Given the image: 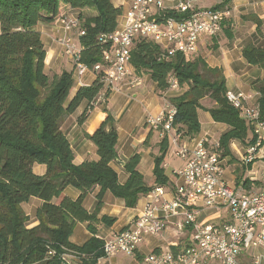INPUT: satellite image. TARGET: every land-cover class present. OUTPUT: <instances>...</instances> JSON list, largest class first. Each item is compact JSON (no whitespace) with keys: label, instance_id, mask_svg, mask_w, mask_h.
Returning <instances> with one entry per match:
<instances>
[{"label":"trees","instance_id":"obj_1","mask_svg":"<svg viewBox=\"0 0 264 264\" xmlns=\"http://www.w3.org/2000/svg\"><path fill=\"white\" fill-rule=\"evenodd\" d=\"M231 1L224 0L213 9L224 8ZM61 5L78 12L84 32L78 38L79 62L90 71L101 62L102 51L109 48L103 37L115 31L122 15V8L115 7L112 0H0V264H97L104 257L97 226H112L115 222L108 216L98 218L104 194L110 192L123 200L126 208H134L141 196L169 182L162 166L167 137L154 158L153 186L146 185L138 171L137 154L123 165L127 181L123 185L118 182L111 166L117 160L118 135L107 111L100 126L86 135L96 146L97 160L73 164L72 149L60 126L62 117L85 102L87 108L78 118L79 123L83 122L96 97L100 93L108 97L110 91L97 75L91 85L80 87L68 101L74 86L73 70L60 74L44 71L46 51L35 27L53 23ZM189 16L190 12L166 10L158 19L183 20ZM242 56L248 64L264 68V47L247 46ZM130 65L147 72L159 91L167 90L171 80L180 88L186 87L181 95L169 100L175 108L173 128L181 137L193 138L200 132L197 111L203 109L201 102L207 98L213 104L205 109L211 119L229 127L219 138L222 157L230 155L232 140L255 144L251 126L225 97V79L220 70L209 68L201 60L189 61L181 53L169 55L144 38L134 41ZM252 87L259 96V117L264 124V79ZM34 163L44 165L46 173L35 175ZM235 184L247 190L250 182L237 179ZM69 186L79 192L76 199L64 195ZM94 187L99 188L97 203L89 212L83 202ZM31 198L41 200L42 205L35 213L38 225L27 228L29 217L21 205ZM77 223L86 224L91 234L81 246L69 241ZM67 256L76 261L71 262ZM137 259L143 261V257Z\"/></svg>","mask_w":264,"mask_h":264},{"label":"crops","instance_id":"obj_2","mask_svg":"<svg viewBox=\"0 0 264 264\" xmlns=\"http://www.w3.org/2000/svg\"><path fill=\"white\" fill-rule=\"evenodd\" d=\"M130 2L131 0H112L115 7L122 8V15L118 18V27L124 22L125 14L130 8ZM217 5L216 0H200L196 4V9H213ZM165 6L168 9L172 8L173 3L166 2ZM226 8L229 15L222 21L220 32L214 37L202 39L197 52L188 57L187 60H201L209 68L220 70L225 79L227 91L245 95L248 97L247 104L256 103L259 96L252 84L264 79V68L248 64L242 56V51L247 46L264 47V0H232ZM84 13L91 14L88 10H85ZM62 14L76 18L78 16V12L67 5L60 6L57 16ZM35 30L40 33L46 51L44 71L47 74H60L63 70L71 71V61L63 53L58 42L65 35L55 21L50 24L39 23ZM70 35L72 33L67 36L70 37ZM130 71L141 78L142 84L139 87L129 89L126 83H122L119 85V91L110 92L108 97L100 93L91 104L86 119L79 123L78 118L87 108V103L83 102L72 114L62 117L61 130L72 149L75 166L86 161H96L98 158L96 146L86 135L93 133L100 126L106 117L104 111H107L113 119L118 135L117 160L112 162L111 166L117 173L118 182L122 185L128 178L123 165L137 154L140 158L137 169L142 174L145 184L153 186L154 158L160 154V144L164 137H167L168 150L162 166L169 182L163 188L164 199L170 200L173 189L181 183V180L173 175V171L181 169L184 164L177 155L179 149L192 148L197 142L206 138L209 141L206 147L211 151H214L215 148L221 155L219 147L216 148L215 146L219 143L220 136L226 133L229 127L211 119L205 109L213 107V104L207 98L201 102L203 109L197 111L200 132L193 138L181 137L175 130L174 134H164L160 130L147 127L145 124L146 117L158 115L167 104L173 106L169 100L181 95L186 87L177 86L176 89L168 88L165 91H159L147 72L136 70L131 65ZM95 79L96 75L88 70L82 77V85L74 83L68 101L80 87L91 85ZM175 134L178 135V138L175 137ZM248 146L241 144L238 140H232L229 143L230 155L221 157L224 165L223 180L236 187H241L235 184L237 179L240 181L249 180L250 185L246 191L255 192L260 188L261 173L264 170V145L258 149V154L251 164H244L242 159ZM232 160L235 161L234 164H230ZM32 171L35 175L42 176L46 173V167L34 163ZM98 192L99 188L94 187L86 196L83 207L87 211L92 212L96 208ZM149 194L150 192L141 196L134 208H126L123 200L115 198L110 192H106L103 196V204L98 213V218L108 216L115 218V222L112 226L98 225L97 237L103 241L139 216L150 200ZM64 195L76 199L79 192L69 186L64 190ZM55 201L53 200V202ZM41 205L42 201L37 198H31L27 203L21 205L22 210L29 217L27 228L38 225L35 213ZM199 219L205 223L219 224L227 220L228 215L224 209L204 208ZM180 221V217L171 218L162 234L157 237L147 236L135 256L118 255L102 258L99 264H145L143 261L139 262L137 258H144L155 250L170 249L173 252L182 250L191 242V230L188 227L178 230L176 224ZM90 237L91 234L88 232L86 224L77 223L69 241L74 245L81 246ZM256 253L260 254L262 251L243 253L239 258L241 264H251V255ZM67 257L70 259V256ZM70 261L74 263L76 260L71 257Z\"/></svg>","mask_w":264,"mask_h":264},{"label":"built area","instance_id":"obj_3","mask_svg":"<svg viewBox=\"0 0 264 264\" xmlns=\"http://www.w3.org/2000/svg\"><path fill=\"white\" fill-rule=\"evenodd\" d=\"M198 1L131 0L123 24L103 37L109 48L102 51L101 62L94 65L92 72L99 75L110 92L119 91L122 83H126L129 89L139 87L141 78L130 71V50L138 38L160 45L169 55L181 53L186 58L193 55L202 39L220 32L222 21L229 15L226 7L197 10ZM216 1L221 5L224 0ZM166 2H172V8H166ZM166 10L190 12L191 16L183 20H159ZM55 23L65 35L58 42L71 61L73 83L82 85V77L89 70L79 62L78 38L84 32L74 16H56ZM72 32L76 33V40L67 36ZM169 88L176 89L177 84L171 80ZM225 97L253 129L255 144L247 147L242 159L244 164H250L264 145V124L260 121L259 105L257 102L247 104L248 97L241 93L227 91ZM174 114L175 108L167 104L158 115H148L145 124L164 134H174ZM208 142L204 138L192 148L179 149L177 155L184 164L181 169L173 171L181 183L173 189L172 198L165 200L164 188L154 187L143 212L103 240V258L135 256L147 236H159L171 218L180 217L176 226L178 230L190 228V244L177 252L170 249L152 251L143 258L145 264H241V255L252 251L262 253L251 255V264H264V170L258 191L248 192L236 187L223 180L222 158L218 152L206 147ZM215 147L218 148V144ZM204 208L224 209L228 219L219 224L202 222L199 218Z\"/></svg>","mask_w":264,"mask_h":264},{"label":"rangeland","instance_id":"obj_4","mask_svg":"<svg viewBox=\"0 0 264 264\" xmlns=\"http://www.w3.org/2000/svg\"><path fill=\"white\" fill-rule=\"evenodd\" d=\"M206 1V0H205ZM70 37L71 38H76V33L75 32H72V35H70ZM251 130H252V134H253V129H252V127H251ZM254 145V144H253ZM207 146V145H206ZM250 146H252V145H250ZM219 147V146H218ZM249 147V146H248ZM214 151H216V149L214 148ZM216 152H218V151H216ZM221 156V155H220ZM222 157V156H221ZM233 162H235V161H230V164H234ZM251 164V163H250ZM70 259H71V257H70Z\"/></svg>","mask_w":264,"mask_h":264},{"label":"water","instance_id":"obj_5","mask_svg":"<svg viewBox=\"0 0 264 264\" xmlns=\"http://www.w3.org/2000/svg\"><path fill=\"white\" fill-rule=\"evenodd\" d=\"M119 164H121V165H122V163H121V162H119Z\"/></svg>","mask_w":264,"mask_h":264}]
</instances>
